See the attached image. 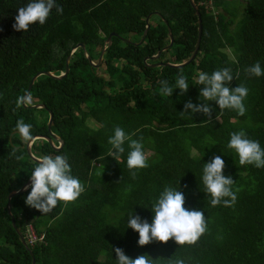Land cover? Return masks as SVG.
I'll return each mask as SVG.
<instances>
[{
  "label": "trees",
  "instance_id": "obj_1",
  "mask_svg": "<svg viewBox=\"0 0 264 264\" xmlns=\"http://www.w3.org/2000/svg\"><path fill=\"white\" fill-rule=\"evenodd\" d=\"M194 2L202 25L195 59L183 68L152 70L150 62L181 64L191 56L198 19L189 0H56L63 13L54 8L44 25H32L27 32L16 31L13 24L18 8L29 0H0V264L32 263L11 217L35 264H116L115 248L133 259L147 254L156 264L176 257L186 264H264V168L240 166L237 153L227 147L231 133L243 130L264 148V76L247 71L257 61L264 68V0H238L241 8L232 9L225 0H212L211 5ZM148 17L146 37L135 45L142 40ZM168 29L172 46L157 60L145 62L169 44ZM112 33L116 37L94 68L91 62H98ZM129 35L134 37L131 42L122 40ZM81 43L89 59L81 48L72 52ZM69 56L68 73L60 79L38 77L29 93L32 103L17 108L31 79L40 72L60 76ZM224 68L234 77L239 73L229 87L249 89L246 114L220 110L215 101L209 102L215 109L211 120L201 113H182L189 100L203 103L198 75ZM181 73L189 84L183 96L175 87ZM165 80L173 87L172 96L159 95ZM35 105L44 108L31 107ZM50 112V129L62 148L54 149L60 146L57 140L51 147L38 139L30 151L37 159L67 156L85 192L68 207L60 202L43 215L26 204L29 187L10 200L9 215L8 195L25 185L38 164L29 157L15 126L23 119L32 125L33 136L49 138ZM217 117L231 126L226 128ZM116 126L133 139L143 137L144 151L155 156L135 179L127 167V143L120 163L109 156L108 140ZM216 155L225 161L224 175L235 181L233 190L239 189L232 207L211 206L205 192L203 167ZM129 186L131 191H126ZM165 186L183 192L186 209L204 212L209 232L195 246H180L172 239L141 247L139 233L128 228L130 215L152 222L151 206ZM29 228L42 241L30 245Z\"/></svg>",
  "mask_w": 264,
  "mask_h": 264
},
{
  "label": "clouds",
  "instance_id": "obj_2",
  "mask_svg": "<svg viewBox=\"0 0 264 264\" xmlns=\"http://www.w3.org/2000/svg\"><path fill=\"white\" fill-rule=\"evenodd\" d=\"M54 8L59 14L63 13L62 7L56 3V0H29L26 6L18 8L13 28L16 31L27 32L32 25L38 23L42 26L47 22ZM247 71L256 77L264 76V68L259 61ZM238 75L239 73L236 77ZM236 77L230 68L216 70L210 75L201 72L196 83L204 86L200 89V98H203V103L198 105L189 100L185 103L182 113H201L211 120L213 108L209 102L215 101L220 110H234L238 115L244 116L246 114L244 101L249 95V89L243 85L229 87ZM175 87L181 90L182 96L188 92L189 84L183 73L177 77ZM159 95L161 97L173 95V87L169 86L167 80L161 82ZM31 103V94H25L18 98L17 108ZM31 129L32 125L21 119L17 122L14 131L18 130L24 144H30L34 139ZM142 140L143 137L139 140L133 139L132 135L126 133L120 126L114 128V134L108 140L112 148L109 156L118 163H120L121 155L125 153L127 143L129 149L127 167L133 179L137 177L140 170L150 167ZM227 147L237 153L240 166L253 165L256 168H264V148L259 141L249 139L245 131L231 133ZM16 158L22 160L23 156ZM225 168V161L219 155L214 156L203 167L202 182L213 207L219 205L232 207L237 201L236 193L239 189L233 190L235 181L231 176L224 175ZM30 179L31 191L25 202L43 215L51 213L60 202H63L64 207H68L69 204L77 202L85 192L84 184L73 176L68 157L64 155L41 157ZM126 191H131V186ZM185 203L186 198L182 191L165 186L159 198L151 206V211L154 213L151 223L139 215H130L128 228L139 233L138 245L143 247L152 242L167 244L174 239L180 246H195L201 237L209 232L208 221L203 211L188 210L185 208ZM114 251L117 256L116 264H156V260L147 254L133 259L121 248H115ZM167 264H186V262L176 257L168 259Z\"/></svg>",
  "mask_w": 264,
  "mask_h": 264
},
{
  "label": "water",
  "instance_id": "obj_3",
  "mask_svg": "<svg viewBox=\"0 0 264 264\" xmlns=\"http://www.w3.org/2000/svg\"><path fill=\"white\" fill-rule=\"evenodd\" d=\"M189 2H190V4H191L192 8L194 9V11H195V13H196V16H197V19H198V35H197V41H196L195 48H194V50H193L191 56L189 57V59H188L187 61H185V62H183V63H181V64H178V65H172V64H168V63H156V64L151 65V67H153V68L155 67V68H156V67H163V66H166V67H174V68H183V67L189 65V64L195 59L196 54L198 53V50H199V46H200L201 35H202V25H201V16H200V12H199V9H198L197 5L195 4L194 0H189ZM149 17H150V16H149ZM149 17L146 18V28H145V30H144V32H143L142 40H141L137 45H140V44L143 42V40L145 39V37H146L147 31H148V29H149V27H150L149 22H148V21H149ZM168 33H169V39H170L169 44H168L167 46L163 47L160 51H158L157 54L154 55V56H152L151 59H156V58L160 57V55H161L163 52L169 50V48L172 46V44H173V37H172V34H171V30H170V29H168ZM112 37H116V34H115V33H112V34H110V35L108 36V38H107V40H106V42H105V47L103 48V50H102L101 53H100V56H99V59H98L97 64H93V63L91 62V65H92L94 68H97V67L100 66V64H101V62H102L103 55H104L106 49H107L108 47H110V45H111ZM122 40H123V39H122ZM124 41H126V40H124ZM77 48H81V49L84 51L85 56L89 59L88 53H87V51L84 49V44H83V43L78 44L77 46H75V48L72 50V52H74L75 50H77ZM70 56H71V54H70ZM70 56H69V57L67 58V60H66V70H65V72H64L63 74H61L60 76H54L52 73H49V72H40V73L36 74V75L31 79L26 94H29V93H30V91H31V89H32V87H33V84L35 83L36 79H37L38 77H40V76H47V77H49V78H54V79H60V78L64 77V76L68 73V62H69ZM31 107H32V108H35V109H43V108H44L43 105H35V106H31ZM52 118H53V115H52V113L50 112V113H49V122H48V131H49V133H50V137H49V138H46V137H41V136H33V137H34L33 141H32L30 144H27V145H26V149H27V153H28L29 157H30L33 161H35V162H37V163L39 162V159L35 158V157L32 155L31 151H30V147H31L32 143H33L35 140H38V139L45 140L46 142L49 143V145H50L51 147H53L52 140H57V141H59L60 146H59V148H54V149H55V150H60V149L62 148L63 142H62L61 140H59V138H57V137L51 132V129H50V128H51V123H52ZM30 185H31V179H29L21 189H19L18 191L11 192V193L8 195L7 212H8L9 215L11 214V210H10V200H11L14 196H17V195H19V194L25 192V191L30 187ZM11 224H12L13 228L15 229L16 233L18 234V236H19V238H20V240H21L22 245H23V246L29 251V253H30L31 257H32V263H31V264H35V260H34V257H33V254H32V251H31L30 248L27 246L23 234H22V233L20 232V230L17 228V226H16V224H15V221H14V219H13L12 217H11Z\"/></svg>",
  "mask_w": 264,
  "mask_h": 264
},
{
  "label": "rangeland",
  "instance_id": "obj_4",
  "mask_svg": "<svg viewBox=\"0 0 264 264\" xmlns=\"http://www.w3.org/2000/svg\"><path fill=\"white\" fill-rule=\"evenodd\" d=\"M226 1V3H227V5L229 6V8L230 9H232V8H235V7H237L238 6V0H225ZM241 8V6H238L237 8ZM216 8L218 9V5L217 6H215V12L217 11L216 10ZM220 10H222V7H220L219 8ZM241 12V11H240ZM131 39H134V37L132 36V35H129V39H125V38H123V40H126V42H131ZM140 42V41H139ZM138 42V43H139ZM138 43H134L135 45H137ZM224 53H226L227 54V56L231 59L232 58V55L228 52V50H224L223 51ZM172 55V52L170 51V53H168V54H166V56L167 57H169V56H171ZM152 58V56L150 57V58H145V62L146 61H154V60H157L158 58H156V59H151ZM98 61V60H97ZM156 63H158V62H153V63H149L148 64V66L150 67V69H152V70H155L156 68H160V67H151V65H153V64H156ZM98 68V67H97ZM151 74H155V71H151ZM150 74V75H151ZM149 76V75H148ZM213 112H215V109L213 108ZM85 120V119H84ZM217 121H219V122H221L222 123V125L223 126H225L226 128H229L230 126H231V123L229 122V121H226V120H222L220 117H217ZM89 123V126H91V127H93V126H95V124H93L92 122H88ZM147 156H148V162L149 163H154L155 162V159H154V155H152V154H150V153H148L147 154ZM30 230V229H29Z\"/></svg>",
  "mask_w": 264,
  "mask_h": 264
},
{
  "label": "built area",
  "instance_id": "obj_5",
  "mask_svg": "<svg viewBox=\"0 0 264 264\" xmlns=\"http://www.w3.org/2000/svg\"><path fill=\"white\" fill-rule=\"evenodd\" d=\"M212 0H203V2L201 4H209L211 5ZM29 232L27 234V238L29 241V244H34L37 240L42 241L43 237L37 238V236L34 234V232L32 231L31 228H29Z\"/></svg>",
  "mask_w": 264,
  "mask_h": 264
},
{
  "label": "bare ground",
  "instance_id": "obj_6",
  "mask_svg": "<svg viewBox=\"0 0 264 264\" xmlns=\"http://www.w3.org/2000/svg\"><path fill=\"white\" fill-rule=\"evenodd\" d=\"M168 64H170V63H168ZM172 65H178V64H172Z\"/></svg>",
  "mask_w": 264,
  "mask_h": 264
}]
</instances>
